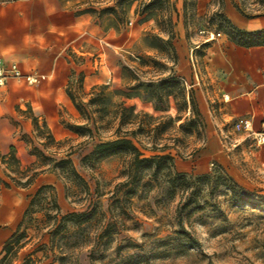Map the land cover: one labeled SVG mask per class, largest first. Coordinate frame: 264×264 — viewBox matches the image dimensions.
<instances>
[{"label": "rangeland", "instance_id": "obj_1", "mask_svg": "<svg viewBox=\"0 0 264 264\" xmlns=\"http://www.w3.org/2000/svg\"><path fill=\"white\" fill-rule=\"evenodd\" d=\"M149 1L127 3L120 12L118 0H72L73 14H88L101 34L97 41H80L66 49L68 74L55 110L52 105L38 109L33 102L39 116L54 117L68 130L67 137L51 142L41 119L37 130L31 123L35 115L32 105L15 107L19 119L12 123L19 140L16 156L20 168H30L29 176L33 172L39 176L30 188L20 189L6 177V166L0 169V180L10 185L7 189L0 183V228L16 232L35 192L46 185L53 191L44 192L45 198L36 205L40 211L25 219L18 233L23 238L18 244L11 242L6 257L3 249L13 233L0 241V264H264V146L235 129L240 119L249 118L225 120L224 103L212 93L204 65L210 43L226 36L230 27L239 29L232 14L244 17L240 8L249 18L264 16V0H168L163 10L142 15V6ZM108 9L118 10V15ZM168 18L173 24V51L159 40L167 39L162 25ZM181 39L188 45L189 65L194 82L199 83L195 86L192 79L177 75ZM135 80L153 86L166 80L178 83L165 99L168 111L156 112L152 103L138 98L125 100L119 93H128ZM101 86L108 87V99L98 113L97 105H84L96 97ZM44 92L39 90V94ZM68 93L75 104L88 109V120ZM191 100L199 114L196 118ZM121 101L134 106L135 113L158 118L150 122L153 126L164 125L161 135L151 139L138 136L133 142L146 158L167 154L173 158L170 178L176 189H170L161 173L145 177L147 186L137 196H118L120 202L113 203L111 194L124 180L121 172L128 157L97 154L94 147L114 138L118 124L114 112ZM166 116L181 120L169 123L160 119ZM188 120L196 122V127ZM22 121H28L31 128L26 130ZM252 125L254 132H260L264 118H256ZM162 146H166L164 151L159 149ZM65 158L71 160L86 186L68 179L66 170L53 168ZM218 176L226 183H214ZM203 177H212L211 185ZM52 194L59 206L55 219L49 218L55 212L47 215L44 211L51 208ZM92 204L97 214L81 231L68 225V214L83 212ZM116 206L122 208L123 216ZM104 228L110 237L98 238ZM81 239L86 244L81 246Z\"/></svg>", "mask_w": 264, "mask_h": 264}, {"label": "crops", "instance_id": "obj_2", "mask_svg": "<svg viewBox=\"0 0 264 264\" xmlns=\"http://www.w3.org/2000/svg\"><path fill=\"white\" fill-rule=\"evenodd\" d=\"M71 4L72 0H0V62L5 67L15 64L23 75L44 77L35 85L11 77L0 87V156L8 154L10 147L15 148L17 155L19 140L12 123L19 119L15 107L22 103L33 107L35 100L38 109L52 105L55 110L58 92L68 74L66 49L80 41L99 39V27L86 13L74 15ZM231 17L241 30L264 29V16L248 19L234 12ZM177 52V75L192 79L194 86L199 84L194 82L184 39L178 41ZM204 62L212 93L224 103L225 120L246 117L253 122L258 117L264 118V46L244 48L224 36L210 43ZM37 85L40 86L35 90L33 87ZM40 89L45 92L39 94ZM33 109V117L46 124L54 141L68 136V130L57 124L54 117L50 120L44 114L41 117V112L38 114ZM22 123L26 130L31 128L28 121ZM2 168L4 165L0 162ZM13 231V228H0V241Z\"/></svg>", "mask_w": 264, "mask_h": 264}, {"label": "trees", "instance_id": "obj_3", "mask_svg": "<svg viewBox=\"0 0 264 264\" xmlns=\"http://www.w3.org/2000/svg\"><path fill=\"white\" fill-rule=\"evenodd\" d=\"M136 0H118L117 6L122 11V6L133 2ZM168 0H150L148 3L143 4L141 14L144 15L147 12L151 11L152 9H160L163 10L165 8V5L167 4ZM240 13L244 15V17L249 18L243 10L238 8ZM110 12L111 14L117 16L118 10L116 9H108L106 10ZM257 17V16H254ZM167 30L166 32V40H163L159 38L161 42L166 44L170 50L173 51L172 46V40L174 39V33H173V24L171 20L168 18L164 24L162 25ZM163 32V31H162ZM225 35L228 37L230 42L234 43L237 46L244 47V48H252V47H262L264 46V29L254 31V32H248V31H241L235 27H230L228 31L225 32ZM149 36V35H148ZM153 37V36H151ZM154 38H157L154 36ZM147 39V36L145 37ZM128 71V70H127ZM170 79H173L170 77ZM135 84L128 88V93L120 92L119 94L125 99L130 100L132 98H138L142 102L145 103H152L153 109L156 112H167L168 111V105L165 102V99L168 98L170 94L171 88L178 85V83L172 84L169 81H162L155 86L146 84V83H140L137 80L134 81ZM108 89L107 86H101L98 88L99 93L95 94L96 97L90 98L88 101V105L86 106H98L100 107V110H98V113H101V111L105 108L107 103V96L105 94V91ZM68 97L73 103L74 107L77 109V111L84 116L87 120L89 118V112L88 109L81 108L79 105L75 104V100L72 97L71 94L68 93ZM191 97V96H190ZM185 100V99H184ZM192 113L194 114V117H198L199 114L195 108V104L193 100L190 101ZM87 108V107H86ZM114 119L117 120V128L114 133V138L112 140L106 141V142H99L95 145L94 150L97 154H107V155H122L128 157L126 166L123 168L121 172V176L124 178L122 182L116 185L115 190L111 194V199H113V203L117 204L120 202V199L117 198L118 196H121L122 198H133L137 196L142 191L140 188H144L147 186V184H144L145 177L155 178L158 174L164 173L161 175L164 178V181L166 184L170 185V189H176L177 186H175L173 180H171V170L173 169V158L167 154V155H157L153 156L151 158H146L142 154V152L139 150V148L134 144L133 140L136 139L138 136H146L154 138V135L157 137L158 135H161L164 131L165 127L162 123L153 126L152 121L158 119L154 118L153 116H150L146 113H135V107L134 106H128L126 105L125 101L119 102V104L116 105V110L114 112ZM160 119H167L168 122H179L181 119L180 117L171 118L170 116L166 117H160ZM188 122L191 124L192 128L196 127V122L193 120H188ZM32 123L34 125V128L38 129V120L37 118H32ZM44 128L47 130L48 138L51 142H54V139L47 128L46 124L43 123ZM180 127H183L181 125ZM80 129V128H78ZM85 129V128H81ZM87 132L90 130L85 129ZM71 132L73 130L70 129ZM76 134H79L78 132H74ZM166 146H162L160 151H164ZM0 162L6 166L5 172L6 177L14 183V186L16 188L20 189H28L33 184L37 176H39L38 172H33L32 175H28L31 171L30 168L21 169L19 160L16 156V150L14 147H10V151L8 154L4 156H0ZM13 167V168H12ZM53 168H58L62 171L66 170V175H68V179L74 180L75 182H78L84 186H86V183L84 180L80 177V175L76 172L72 162L70 159L65 158L63 160H59V162L53 164ZM16 175L17 177H12L10 174ZM183 177V176H182ZM203 180H207L208 185H211V182L213 181L212 177H203L201 178ZM216 179V180H215ZM224 181L226 183V180L222 177H216L214 178V183H217V181ZM231 181V180H229ZM232 182V181H231ZM0 183L5 188H10V185L6 182H3L0 180ZM222 183V182H221ZM226 185V184H224ZM235 185V184H233ZM230 189L233 190V186H228ZM47 190L53 191V188L51 185L41 186L35 194L31 197L26 210L23 214L21 222L17 226V231L12 234L10 237V242L4 247L3 252L6 255L10 253L12 250V244L11 242L18 244L19 240L23 238V235H18L22 224L24 223L25 219L30 217V215H33L34 213L40 211L36 209L37 203L44 199L43 197L44 192ZM170 191V190H169ZM50 204L51 208L45 207L44 211L48 213L47 215H50L49 212H55V214L49 218L55 219L58 216L59 213V206L56 202L54 194L50 196ZM186 205L181 207L182 209H185ZM116 211H119L120 215H124L122 211H120L119 207L114 208ZM97 214L96 206L94 204L87 207V209L83 212H74L68 214V225L72 224L76 227L77 231H81V227L85 225L86 223H90L92 219ZM53 230L52 232H54ZM110 232L107 228H104L100 234H98V238H104V237H110ZM13 240V241H12ZM190 241V240H189ZM80 245L86 244V241L81 239ZM74 246H77L78 243L75 242ZM95 249L92 248L90 250V254L93 253ZM26 264H29L26 263Z\"/></svg>", "mask_w": 264, "mask_h": 264}, {"label": "built area", "instance_id": "obj_4", "mask_svg": "<svg viewBox=\"0 0 264 264\" xmlns=\"http://www.w3.org/2000/svg\"><path fill=\"white\" fill-rule=\"evenodd\" d=\"M24 79L28 85H35L44 80L43 76L23 75L15 64L5 67L0 62V87L5 86L8 78ZM235 129L253 136V140L258 146H264V128L260 132L253 131L252 121L250 119H240L235 124Z\"/></svg>", "mask_w": 264, "mask_h": 264}]
</instances>
